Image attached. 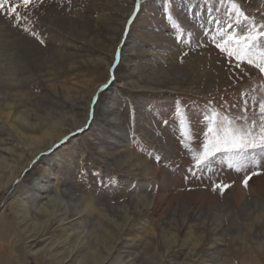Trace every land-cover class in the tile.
<instances>
[{
	"label": "rangeland",
	"instance_id": "1",
	"mask_svg": "<svg viewBox=\"0 0 264 264\" xmlns=\"http://www.w3.org/2000/svg\"><path fill=\"white\" fill-rule=\"evenodd\" d=\"M237 2L264 23V0ZM164 3L142 0L131 25L135 0H42L20 26L0 14V264H264V172L248 187L219 162L192 175L181 143L199 150L205 116H238L247 100L252 118L264 100V73L212 41L246 25L220 0H172L174 24ZM49 198L75 218L51 225L52 251L24 244L14 220Z\"/></svg>",
	"mask_w": 264,
	"mask_h": 264
},
{
	"label": "snow or ice",
	"instance_id": "2",
	"mask_svg": "<svg viewBox=\"0 0 264 264\" xmlns=\"http://www.w3.org/2000/svg\"><path fill=\"white\" fill-rule=\"evenodd\" d=\"M41 2L42 0H0V14L8 15L15 21L14 26H20V22L26 20L27 17L20 12L23 8L27 10L33 4ZM149 3L152 0H148ZM172 0H165L163 11L169 21L176 23L173 14L171 13ZM220 4L228 5V15L234 18L236 24L243 22L246 27L242 32H228L226 29H221L218 33L219 39L216 35L212 36V41L215 47L226 54L229 61L235 62L237 69L241 65L252 66L264 73V23L257 24L253 17L246 14L243 6L237 0H220ZM7 5V10H5ZM142 9V0H135V11L127 22L131 25L134 18ZM232 25L229 24L228 28ZM25 32L30 31L29 28H23ZM128 29L126 27L125 33ZM44 43L37 33L32 32ZM186 54V53H185ZM119 61V50L117 51V63ZM182 62V61H181ZM115 66V64L113 65ZM115 77L112 75L107 84L101 86V90L107 88ZM98 97L92 98L94 105ZM255 115L250 118L248 115L249 107L248 101H244V107L241 109V114L235 117L224 115L217 119L218 113L213 112L211 116H205L204 119L208 121L206 131L202 134V141L199 150L190 146V143L181 141L183 147L191 154L192 166L188 171L195 175L194 169L213 171L212 165L214 162L224 164L227 168L235 172H245L242 180L244 187H248L249 180L256 175L262 174L264 169H261V164L264 162V100L252 106ZM177 115H181L180 110H176ZM94 114V110L90 111L89 116ZM258 117V118H257ZM184 121L181 120L183 125ZM87 126V124L85 125ZM83 131V129H79ZM194 134H188V139L191 141ZM67 139V137H65ZM154 159L159 162L160 156H155ZM187 179V177H186ZM230 185L220 183H213V190L219 189L223 194L226 188Z\"/></svg>",
	"mask_w": 264,
	"mask_h": 264
},
{
	"label": "bare ground",
	"instance_id": "3",
	"mask_svg": "<svg viewBox=\"0 0 264 264\" xmlns=\"http://www.w3.org/2000/svg\"><path fill=\"white\" fill-rule=\"evenodd\" d=\"M122 56H124V55H122ZM121 56V57H122ZM146 80V82H154L153 81V78L152 79H145ZM131 82H128V83H126L127 85H129L130 87H131V89H134V90H138V91H142L143 90V88L144 87H149V86H138L137 84H130ZM73 122V121H72ZM83 125V123L81 122V123H74L73 124V127H72V129L71 130H74V129H77V128H80L81 126ZM53 130V129H52ZM58 133V132H57ZM47 134H46V132L45 133H43V135L42 136H46ZM41 138V137H40ZM44 138V137H43ZM49 140V139H48ZM49 144H51L52 145V142L51 143H49ZM39 146V145H38ZM48 146H50V145H48ZM48 146H46V145H43L42 146V148L44 147V149H47L48 148ZM42 148H39V147H34L33 148V150H36V152H35V154H37V153H39V152H41L42 151ZM129 158V157H128ZM141 161V160H140ZM137 164V163H136ZM135 164V165H136ZM130 165H132V164H130ZM21 169H23V168H21ZM21 169H19V170H21ZM20 173V172H19ZM43 186V185H42ZM41 188V187H40ZM42 190H41V193L42 194H47V191H48V187H46V186H43L42 188H41ZM63 195H62V197L63 196H66V197H68L70 200H73V196H72V194L70 195L69 193H67V192H65L64 191V193H62ZM38 198H40V197H45V196H37ZM37 197L36 196H34V197H32L33 199H37ZM56 203H58V202H56V200H55V198H49L48 199V201L47 202H45L44 203V205L43 206H40L39 207V209L37 208V209H28V210H26L24 213H22V214H16V216H15V221L20 225L18 228V234H20L21 235V238L23 239V241H24V244L25 243H28L29 244V246L30 245H33V246H35V245H37V244H42L43 242H45V241H47V240H49V244L53 247V248H49L48 250H51L52 251V249L54 250V249H56V247H58V244H60L62 241H60V240H58V243L56 244L55 242H57L56 240H54L53 238H55V237H53L54 236V233H52V232H54V231H51L50 230V228H51V225H53V224H55V223H60V224H70V223H72V221L75 219H73V218H71V216L73 215V212H72V210L74 209V207L72 206H66V207H62V208H56L55 210H54V206L56 205ZM63 205V204H62ZM73 208V209H72ZM80 212H82V210L80 211L79 210V212H76V213H80ZM29 213V215H31L32 217H38V218H43L42 219V221L41 222H39L38 224H36V223H33V222H30V218H28L27 217V214ZM31 217V219H33ZM42 223V224H41ZM22 227V228H21ZM2 233H0V237H2L3 235H1ZM65 241V240H64ZM65 243H66V241H65ZM210 247V246H209ZM12 252H13V249H12ZM15 252V251H14ZM72 252V251H71ZM15 254V253H14ZM37 255V254H36ZM14 256V258H12V260H13V263L15 262V260L17 259V257L19 258V256L20 255H17L16 257H15V255H13ZM62 255H60L59 253H58V251L57 250H55L54 252H53V254H51L50 255V257H53V258H55V260L56 259H58L57 261H61V262H63L64 260H65V258H63V257H61ZM194 256V255H193ZM49 257V258H50ZM11 257H6V258H4V260H6L7 261V263L8 264H10V262H11V259H10ZM21 258V257H20ZM37 258L39 259V260H41V261H43V260H47V259H45V258H42V257H39V256H35L34 257V259H36L37 260ZM193 258V257H192ZM192 258H191V260H192ZM194 259V258H193ZM216 260H218V259H216ZM220 260V259H219ZM218 260V261H219ZM104 260H102V262H103ZM222 263V262H221ZM12 264V263H11ZM212 264V263H211ZM218 264V263H217Z\"/></svg>",
	"mask_w": 264,
	"mask_h": 264
}]
</instances>
